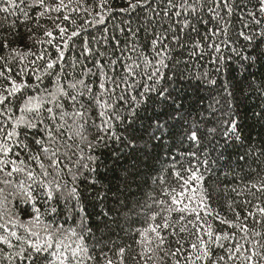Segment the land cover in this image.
<instances>
[{"label":"snow or ice","instance_id":"6c2138e0","mask_svg":"<svg viewBox=\"0 0 264 264\" xmlns=\"http://www.w3.org/2000/svg\"><path fill=\"white\" fill-rule=\"evenodd\" d=\"M0 13V264H264V179L231 189L232 220L211 203L214 165L264 168V0ZM133 154L161 166L126 203L110 173L130 189Z\"/></svg>","mask_w":264,"mask_h":264},{"label":"trees","instance_id":"16d2710c","mask_svg":"<svg viewBox=\"0 0 264 264\" xmlns=\"http://www.w3.org/2000/svg\"><path fill=\"white\" fill-rule=\"evenodd\" d=\"M116 2H120V0H116ZM4 13H0V21L4 17ZM19 16L20 14L17 13ZM15 19V17H12ZM22 19V16H21ZM21 33H23V29H20ZM210 68L211 65H208ZM260 66L258 65L256 68H253L252 71L256 72L259 75L258 69ZM237 78H239L237 74ZM205 102V106H206ZM253 104L256 103L255 98L252 101ZM264 132V129H261L259 125L252 130L253 140H259L260 134ZM235 157L233 160L235 161ZM170 163V161H169ZM223 162L221 164L214 165V175L212 176V182L218 188V191L214 193L213 199L211 201L212 207L216 209L220 213V215L227 216L229 220L233 219V214L228 210V203L236 200L237 201V210H239V201L244 199L245 197H238L236 193L232 192V188L243 189L245 185H250L252 183H258L261 179H264V168L258 167L256 164H253L251 160H249L248 164H245L241 169L236 167L234 171H230L226 167H222ZM121 164L124 168H127L131 175L127 177L129 184L131 185L130 189L125 190L124 181L120 179V176L123 175L119 170L110 176L112 177V186L113 189L117 186L121 188V199H125V202L136 200V199H147L148 195H155L153 189L156 187L153 184V180L156 178L158 172L157 170L160 168V163L156 161L145 160L143 157L138 154L129 155L127 158L122 157ZM251 165V166H249ZM227 173V175L225 174ZM251 198V197H247ZM210 222L213 227L217 230L223 228L225 231H228L226 225H220L219 221L210 218ZM139 227V225H136ZM127 224L121 217L118 220V223L111 224V235L112 239L118 242H122L121 238L124 237V232L121 231V228H126Z\"/></svg>","mask_w":264,"mask_h":264}]
</instances>
